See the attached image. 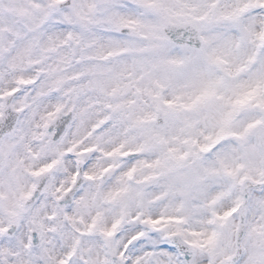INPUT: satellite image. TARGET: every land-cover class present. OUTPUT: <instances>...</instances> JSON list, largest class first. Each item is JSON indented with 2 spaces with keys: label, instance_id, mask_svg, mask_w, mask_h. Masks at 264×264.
Segmentation results:
<instances>
[{
  "label": "clouds",
  "instance_id": "9594fccd",
  "mask_svg": "<svg viewBox=\"0 0 264 264\" xmlns=\"http://www.w3.org/2000/svg\"><path fill=\"white\" fill-rule=\"evenodd\" d=\"M0 264H264V0H0Z\"/></svg>",
  "mask_w": 264,
  "mask_h": 264
}]
</instances>
